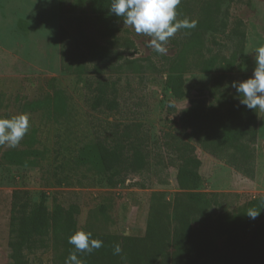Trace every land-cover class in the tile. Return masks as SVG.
<instances>
[{"label": "rangeland", "instance_id": "rangeland-1", "mask_svg": "<svg viewBox=\"0 0 264 264\" xmlns=\"http://www.w3.org/2000/svg\"><path fill=\"white\" fill-rule=\"evenodd\" d=\"M177 13L178 20H196L197 26L178 30L166 45L167 54L160 55L147 47L150 37L138 35L123 18L112 23L114 40L101 38L88 16V0H63V5L61 0H0V118L30 117V130L18 147L0 146V264H12L15 191L28 192L31 204L46 194L49 210L54 202L76 206L78 230L145 237L155 195L169 213L180 193L176 146L183 142L202 162V191L219 195L216 220L243 212L252 198H264V112L259 111L255 139L232 137L220 159L199 145L193 125L180 117L195 100L208 105L219 71H183L182 100L165 84L179 71L181 56L187 61L235 56L241 73L253 75L255 49L264 46V0H181ZM82 35L100 45L112 40L108 59L93 60ZM100 87L107 100L115 101L113 110L92 108ZM58 91L67 98L65 113L26 107L51 105ZM32 136V148L42 152L35 166L4 159L6 151L27 149ZM97 139L119 140L130 154L138 146L144 165L112 185L108 175L77 162L82 149ZM227 249L221 239L205 261L217 264L216 256ZM54 263L50 241L28 254V264Z\"/></svg>", "mask_w": 264, "mask_h": 264}, {"label": "trees", "instance_id": "trees-1", "mask_svg": "<svg viewBox=\"0 0 264 264\" xmlns=\"http://www.w3.org/2000/svg\"><path fill=\"white\" fill-rule=\"evenodd\" d=\"M61 2L63 5V0ZM111 4L112 0H88V16L101 38L111 37L114 40L116 36L112 23L120 17L110 11ZM23 25L21 27L25 29ZM82 38L93 60L104 62L108 59L112 40L100 45L87 40L85 36ZM189 67L199 68L203 72L219 71L213 78L208 105L205 103L207 100H195L192 106L180 111V117L193 125L195 139L203 149L224 159L232 137L253 140L257 135L259 110L248 109L241 104L239 93L231 86L233 81H244L252 75L241 73L235 56L195 57L191 61L181 56L179 71L169 74L165 82L178 100L185 98L183 71ZM64 70L70 68L65 66ZM99 91L92 100V108L97 110L105 106L113 110L115 101L107 100L103 87ZM26 107L31 110L49 107L48 111L65 113L67 98L58 91L51 105L33 102ZM35 143L36 138L32 136L27 149L6 151L4 159L16 166H35L42 156V152L32 148ZM176 154L180 193L171 203L170 212L166 213L155 195L145 237H119L91 232L92 238L103 241V247L80 256L84 264H208L205 256L212 254L221 239L227 243L228 249L216 256L217 264H264V198H252L243 212L216 220L219 195L202 191L204 180L199 173L202 162L194 155L193 146L183 142L176 146ZM77 162L90 166L99 174L108 175V181L117 185L124 182L131 169L141 168L145 157L138 146H134V152L130 154L126 145L119 140L97 139L82 149ZM46 198V194H42L39 203L31 204L28 192L13 193L10 219L12 264H28V254L44 246L46 241L52 243L54 264H64L74 250L68 238L78 231V208H65L54 202L49 210ZM249 208L261 209V214L251 219L246 215ZM116 244L123 249L121 255H113Z\"/></svg>", "mask_w": 264, "mask_h": 264}, {"label": "clouds", "instance_id": "clouds-1", "mask_svg": "<svg viewBox=\"0 0 264 264\" xmlns=\"http://www.w3.org/2000/svg\"><path fill=\"white\" fill-rule=\"evenodd\" d=\"M181 0H112L110 11L123 18L125 25L130 26L138 35L150 37L147 47L160 55L167 54V43L178 30L194 29L196 20L177 19V6ZM253 75L244 81H233L232 87L237 90L240 103L248 109L264 112V46L255 49ZM30 130V117L27 113L0 118V146L16 148ZM261 209L249 208L246 215L256 219ZM88 231L78 230L68 238L74 250L65 259L64 264H84L80 256L91 254L103 247V241L92 238ZM120 244L113 248V255H121ZM79 254V255H78ZM123 258V257H122Z\"/></svg>", "mask_w": 264, "mask_h": 264}]
</instances>
